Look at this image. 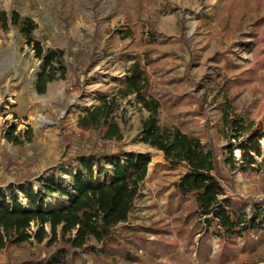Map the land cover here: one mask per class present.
<instances>
[{
  "label": "trees",
  "instance_id": "trees-1",
  "mask_svg": "<svg viewBox=\"0 0 264 264\" xmlns=\"http://www.w3.org/2000/svg\"><path fill=\"white\" fill-rule=\"evenodd\" d=\"M254 6L257 14L264 11V0H219L212 6L213 16L219 15L224 30L231 32L235 31L237 13L244 14ZM10 26L19 30L35 57L42 61L34 85L39 94L46 93L48 84L59 78H69L74 89L82 88L81 74L99 57L97 52L92 53L89 62H67L65 49H45L35 37L37 24L33 18L17 10L9 13L0 9V27L7 31ZM145 26V50L130 60L124 59V77L107 88L99 86L96 103L80 114L78 128L83 140L65 135L67 146L56 174L48 171L49 177L38 180L36 187L20 188L27 206L18 195L8 199L2 193L0 253H6L2 264H257L258 259L264 262V200L250 205L243 197L228 195L221 182L215 151L200 136L181 126L161 123L164 103L150 93L149 67L157 63L158 57L153 53L165 39H160L157 21L149 19ZM252 27L254 31L246 35L250 40H238L232 45L233 49L242 46L252 51V67L232 80L229 72L238 66L229 48L217 51L211 57L214 75L204 74L207 80L200 84L204 103L213 93L214 103L224 97L223 119L238 141L237 145H229L230 153L235 146L240 150L239 159L228 158L227 162L232 163L233 170L264 175L260 143L264 127L255 126L252 119L236 113L238 95L231 96L235 86L241 88L256 80L253 94L261 93L264 104V15H256ZM127 35L134 33L129 31ZM193 64L196 63L190 67ZM106 82L104 79L103 83ZM125 101L147 112L141 120L140 141L162 151L169 168L186 167L168 195L169 217L164 216L150 226L132 220L137 202L143 197L152 158L148 153L127 151L122 144L115 148L111 145V141L123 137L119 115ZM230 111L235 112L232 117ZM15 129L9 132V139L13 140ZM53 196L54 203L47 201Z\"/></svg>",
  "mask_w": 264,
  "mask_h": 264
},
{
  "label": "rangeland",
  "instance_id": "rangeland-1",
  "mask_svg": "<svg viewBox=\"0 0 264 264\" xmlns=\"http://www.w3.org/2000/svg\"><path fill=\"white\" fill-rule=\"evenodd\" d=\"M218 1L0 0V9L9 13L17 10L33 18L37 24L35 37L45 49H65L67 62H89L92 53L99 55L90 69L81 74L82 88L74 89L69 78H59L48 84L46 93L39 94L34 85L42 61L35 57L34 50L16 27L10 26L7 31L0 27V202L2 193L8 199L16 194L27 206L20 188L36 187L38 180L49 177L48 171L56 174L67 146L65 135L83 140L78 118L96 103L97 88L102 84L104 88L111 83L118 84L125 75L124 59L130 60L145 50V22L149 19L157 21L160 39H165L153 53L158 57L157 63L149 67L150 93L164 103L161 123L181 126L200 136L202 142L215 151L221 182L228 195L243 197L250 205L264 200L263 173L233 170L232 163L227 162L228 158L239 159L240 150L235 146L230 153L229 145H237L238 141L223 119L224 97L214 103L213 93L204 103L200 84L204 74L214 75L211 67L215 63L211 57L217 51L229 48L238 66L237 70L229 72L232 80L252 67V51L242 46L233 49L232 45L238 40L251 39L246 35L254 31V17L264 15V11L257 14L254 6L244 14L238 12L235 31L227 32L219 15L213 16L212 6ZM224 5L220 3L221 7ZM129 31L134 36H128ZM252 42L255 47L256 41ZM261 48L262 45L258 49ZM191 63L196 64L190 67ZM254 86H257L256 80L241 88L235 86L231 96L238 95L236 113L244 119H252L255 126L264 127L263 98L261 93L253 94ZM130 99L134 101L133 96ZM172 101H177V106L171 104ZM189 101L193 103L187 105ZM123 109L119 115L123 137L111 141V145L115 148L122 144L127 151L148 153L152 158L143 197L137 202L132 220L150 226L164 216L169 217L168 195L186 167L169 168L161 151L140 141L145 110L140 111L127 101ZM230 112L232 117L235 112ZM13 127L16 129L12 140L8 135ZM260 143L264 152V139ZM55 200L54 196L47 199L52 203ZM217 246L215 242L216 249ZM5 259L6 253L2 251L0 264ZM259 260L257 264H264Z\"/></svg>",
  "mask_w": 264,
  "mask_h": 264
},
{
  "label": "crops",
  "instance_id": "crops-1",
  "mask_svg": "<svg viewBox=\"0 0 264 264\" xmlns=\"http://www.w3.org/2000/svg\"><path fill=\"white\" fill-rule=\"evenodd\" d=\"M162 152V151H161ZM163 153V152H162ZM163 155H164V153H163Z\"/></svg>",
  "mask_w": 264,
  "mask_h": 264
}]
</instances>
